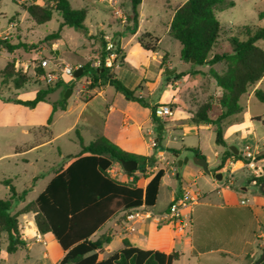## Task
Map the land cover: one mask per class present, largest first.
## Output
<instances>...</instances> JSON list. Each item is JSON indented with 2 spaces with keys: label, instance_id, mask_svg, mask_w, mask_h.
I'll return each mask as SVG.
<instances>
[{
  "label": "crops",
  "instance_id": "crops-1",
  "mask_svg": "<svg viewBox=\"0 0 264 264\" xmlns=\"http://www.w3.org/2000/svg\"><path fill=\"white\" fill-rule=\"evenodd\" d=\"M96 1L109 10L111 14V18L108 20L109 26L112 28L113 25L116 24L118 28L111 33H106L103 31L104 24H97L101 29L98 34H95L85 25L88 29L86 37L89 45H87L88 43L86 45L84 44L82 48L86 50L88 55L91 53L92 56H86L84 60L77 63V66H83L90 62H87V60L92 58L96 53L100 54V58L98 61L91 62L93 67H98L96 64L102 61L101 54L105 49L104 47L110 45L117 46L121 54L113 62L115 77L124 83L126 87L131 90H136L137 96L145 99L144 95H147L149 102L144 100L148 106H142L137 102L130 101L126 99L122 93L111 91L110 88L113 87L109 85H101L100 87L88 90L74 88L72 90V95H74V90H76L77 100L84 104L75 123L68 128L67 131L75 128L81 136V130L82 127H84L86 130L91 131L94 137L100 135L105 136L127 152L147 157L154 156L156 163L154 166L150 167V169L152 171L165 169L166 172L162 182L169 173H174L175 169L178 168L175 167V163L178 164L180 159L184 161L179 172L181 175L185 165L189 163L190 157L195 156L192 152L185 150L186 148H198L205 156L204 158H206L211 172L207 174L201 167L195 164V167L190 169L193 174V178L189 180L190 184H186V186L172 191L171 200L165 211L169 208L173 200L184 191L189 192L197 199L196 203L191 208L183 211L182 220L184 227L182 230H177L175 226L170 224L159 225L154 219H143L136 221L134 223L135 230L130 231L127 229L125 222V212H120L108 220L93 236L97 238L107 231L112 233V242L103 250V253L100 254V259L108 258L113 253L120 250L123 247V240L127 239L134 246L144 250L177 254L179 258L174 264H231V262H234V264H252V261L262 254V249L264 248V191L261 187L262 184L258 186L255 182V179L260 177L253 176L251 171L245 167L244 162L240 160L243 152L237 147V143L242 146H247L249 143L248 139L250 140L252 136H249L247 140L243 139L238 133L243 126L237 123V119H230L232 122L227 125L228 127L226 126L224 131L226 147L222 146L223 150L220 153L216 152L215 155L217 160L214 162H211L205 155L200 142L198 147L177 143L175 138L176 135H186L193 132L198 134L200 138V134L204 129L214 132L211 125H198L190 121L197 105L188 95V93L191 92L190 90H193L194 87L197 86L194 83L198 82V77L209 79L210 86H215L214 80L207 75L209 66L191 67L183 62L181 57H179L178 62H174L169 52H161L160 43L162 38L158 36L156 32L157 28H150V26L147 25L152 15L145 11L144 0H142V4L139 7V25L135 34H131L127 30L128 23L126 12L130 10L128 0ZM127 1L128 4H126ZM35 3L39 4L37 2ZM183 3H179L175 7H172L170 1L165 0V4H162L163 6H157V12L161 18L160 21L164 23L165 36H170L169 28L175 14V9ZM116 10H120L121 15L115 14ZM164 12L165 19H163L162 15ZM101 30L102 32H100ZM145 32H150L159 38V49L156 52L147 51L139 45L137 39ZM91 36L95 38L89 41L88 37ZM61 39L53 42V51L57 54L62 53ZM21 43L30 44L32 42L27 41ZM50 51L52 52V50ZM164 56L166 57L164 58ZM33 64L35 66V63ZM19 66H23L24 68L26 66L28 67L26 64L20 65V63ZM215 68L222 71L225 67L224 65H220L215 66ZM21 69L24 71L23 68ZM196 71L200 73L192 76L191 73ZM24 72H28V70ZM181 72H186L187 75L180 80H175L174 75ZM190 80L192 82H190ZM261 81L252 88L251 93L254 94L256 89H260L259 86L262 83ZM80 82H84L86 85H90L91 83L88 78L84 77L76 81L74 85ZM37 91L38 90H35L31 93V97L33 96L32 99L35 98ZM81 92H83L82 95ZM202 92L205 95L207 90L203 89ZM220 93L221 90L217 88V94L219 95ZM16 95V99H21V94L17 93ZM44 103H40L34 109L41 107ZM0 104L16 106L17 108L11 109L12 113L16 115L23 112L21 107L24 106L6 103L1 99ZM165 104H175L179 106L171 108L173 112L171 116L165 118L160 117L163 126L160 141L157 135L156 124H154L152 118V108L156 107V109H158ZM90 106V111L86 113V110ZM68 109L69 104L67 110ZM47 112L50 116L52 113V105L47 109ZM54 115L51 125L54 123ZM84 115L85 123L81 127L80 121L83 119ZM256 118L251 117V121H257ZM46 124L47 120L45 125L42 126L43 130L49 131V135L52 137L51 125L48 129H45L44 127ZM154 133H156L155 139H153ZM164 135H167V137H164ZM231 137H234L233 140H231L233 142L232 144L229 143ZM166 138L170 140H167L166 144H162V140ZM153 142L156 143L155 146H153ZM89 143L84 142L85 145ZM40 145L41 144L33 145L31 148H36V146ZM253 147V151H257L261 154L264 165V150L260 149L257 143H254ZM168 149H177L181 150V152L180 154H174L168 151ZM231 149H236L238 151L236 155H239L240 159L230 157L223 162V154L227 150L232 151ZM67 155H65V160ZM186 158H188L187 161L185 160ZM70 163L71 162H68L67 165ZM117 166L119 165L115 164L112 166L117 173L110 175L122 182L132 181L133 177L128 179L125 173L119 172V167ZM167 166H170L169 170ZM227 169L234 171L232 178H229V174L226 171ZM216 174H221L222 178L217 179L215 177ZM53 177L54 175L51 174L50 179L46 182L45 187L37 197L45 190ZM262 177H264V175ZM5 180L7 179L1 180V183L4 184ZM9 180L12 181L11 183L15 187L13 180ZM36 182L33 183L32 180V186L28 188L29 191L30 189L34 191ZM147 183L138 185L145 187ZM5 186L9 191V186ZM25 201L26 198L22 203H25ZM26 204L22 206L19 204V208L21 209ZM155 205L148 206L150 211L154 214L163 213L156 212L154 210ZM20 218L24 219V222H20L22 238L26 242V246L23 250H27L30 254L34 240L44 241L46 245L48 241L53 245L58 244L51 233L41 234L39 232L35 223V214L28 213L20 216L19 219ZM46 237L48 241H45ZM118 237L120 243L113 249L112 246ZM63 256L64 252L62 249L61 252L56 255L44 251L42 257H35L33 264L36 262L40 264H59ZM5 260L7 261V259Z\"/></svg>",
  "mask_w": 264,
  "mask_h": 264
},
{
  "label": "trees",
  "instance_id": "trees-1",
  "mask_svg": "<svg viewBox=\"0 0 264 264\" xmlns=\"http://www.w3.org/2000/svg\"><path fill=\"white\" fill-rule=\"evenodd\" d=\"M25 0H12L28 12L36 24H45L52 20L55 13L61 18L59 29L45 37L46 41L56 42L61 39L64 27L75 28L88 34L85 20L88 16L86 8L75 9L70 0H41L44 5L35 2L25 3ZM130 10L126 12L127 30L135 34L139 25V7L142 0H128ZM225 0H187L175 9V14L169 28V35L181 44L180 57L183 62L191 67L209 66L207 73L214 82L216 88L221 90L218 97H210L193 113L190 121L194 124L211 125L215 132V142L219 146L226 147L224 131L232 122L234 116L242 111L240 100L250 89L255 87L264 77V49L258 42L264 40V27L245 26L244 32L237 37L230 38V51L215 52L223 27L217 17V8ZM233 5L230 3L229 6ZM259 18L264 19V11L259 13ZM95 37H88L92 40ZM97 38V37H96ZM99 38V37H98ZM139 45L150 52L159 49V38L150 32L141 34L137 39ZM28 45L19 43L12 44L9 40L0 39V49L14 54L15 50ZM105 46L101 54L104 61L111 52ZM113 50L120 56L119 47L113 45ZM166 56H164L165 58ZM193 61V62H191ZM34 66V76L40 78L45 70ZM222 64L224 70L219 71L215 66ZM83 73L80 78H88L89 89L101 85L112 86L116 91L122 93L126 99L137 102L142 106H148L144 99L136 95V90L126 87L115 77L114 65L106 66L101 64L93 67L92 62L82 66ZM199 71L191 75L199 74ZM0 75L5 82L14 83L15 89L20 90L32 81L31 75L24 72L19 63L11 60L7 63ZM187 75L186 72L176 73L175 80H180ZM65 86V90L74 89V83H65L62 80L56 81L54 85H47L39 89L34 99L21 100L16 98L3 99L6 103H13L34 109L40 103L47 102L49 96L56 89ZM256 98L264 103V90L254 91ZM171 108L179 105L169 104ZM67 100L52 104V113L47 119L48 127L53 122V115L56 111H66ZM218 108V114L215 111ZM152 118L156 124L159 140L163 126L160 117L157 115L156 107L152 108ZM257 121L264 126V116L257 117ZM76 135L81 146L77 155H67L64 165L54 171V177L45 190L33 201L13 213L16 201L25 200L29 189L19 193L12 185V181L5 180L4 184L9 186V196L0 199V232L7 235L6 253L14 254L26 246L22 238V231L19 217L28 213L35 214V223L41 234L51 233L64 256L59 264H174L178 260L175 253L166 254L161 251L144 250L134 246L129 240H123V247L105 259H100V254L112 242V233L107 231L97 238L94 234L99 231L108 220L120 212H128L142 205L154 206L158 199L165 169L158 170L145 187L138 185L136 172L145 173L148 168L156 163L154 156L127 152L105 136H98L89 144L85 145L79 132ZM197 157H205L198 148H186ZM174 154H180L181 150L168 149ZM230 157L240 159L239 155L227 150L222 157L223 162ZM122 160H135L138 169L133 172H125L128 179L132 181L122 182L113 178L108 170L113 165H120ZM68 162H71L67 165ZM175 167L178 164L175 163ZM124 170V169H123ZM40 177L33 179L35 183ZM180 173L177 179H180ZM264 177L255 179L259 186L263 183ZM264 248L262 249V251ZM261 256V255H260ZM254 259V264L259 258ZM264 263V260L261 264ZM1 264V257H0Z\"/></svg>",
  "mask_w": 264,
  "mask_h": 264
},
{
  "label": "rangeland",
  "instance_id": "rangeland-1",
  "mask_svg": "<svg viewBox=\"0 0 264 264\" xmlns=\"http://www.w3.org/2000/svg\"><path fill=\"white\" fill-rule=\"evenodd\" d=\"M169 1L172 7H175L177 4L183 3L186 0ZM24 2L44 4L41 0H25ZM70 2L75 9L87 8L89 10L85 25L93 33L98 34L101 29L97 24H104L103 31L106 33H111L118 28L116 24L113 25L112 28L109 26L108 20L111 18V14L106 7L100 5L96 0H70ZM144 2L145 11L152 15L147 25L150 26V28H157V34L162 38L160 43L161 52H169L173 61L178 62L181 44L172 37L164 35V23L160 21L161 18L157 12V6H163L162 4H165V0H144ZM230 3H233V5L229 6ZM126 4H128V1ZM167 11L170 12L169 10ZM262 11H264V0H225L223 4L218 6L217 17L223 27V32L215 52L230 51V38L242 34L245 26L264 27V19L261 20L259 18V13ZM162 15L163 19H165V12ZM61 22L62 18L55 13L51 21L45 24H36L29 13L24 11L18 4L13 3L12 0H0V39L9 40L14 45L21 42H32L30 44L26 43L28 49L21 47L17 49L14 54L0 49V70H3L9 61L15 60L20 63V65H28V74L31 75L33 81L27 84L23 90H16L14 83L10 81L5 82L0 75V96L2 98H16V94L18 93L21 94V99L29 100L33 98V96L31 97L32 92L45 88L47 83L41 78L34 76L33 63H37V61L41 59L48 58L52 61V64L66 63L75 67L77 63L84 60L86 56H92L91 53L88 55L86 50L82 48L84 44L86 45L88 43L87 45H89L86 35L82 31L71 27H65L62 32V39L60 41L62 53L57 54L53 51L54 46L52 41H46L45 37L57 31ZM100 32H102V30ZM258 45L264 49V40L259 41ZM50 50H52V52ZM99 58L100 54L95 53L87 62L98 61ZM220 65L222 64L217 66ZM20 68H23V66H20ZM190 82L192 81L190 80ZM261 82L259 88L264 90V77ZM194 84L197 86H195L193 90H190L191 92H189L188 95L197 105L196 109L204 102L210 100V97H218L217 88L215 86H210L209 79L198 77V82ZM74 88H80L82 90L89 89L84 82L76 84ZM110 89L113 92L116 91L114 88ZM203 89L207 90L205 95L202 92ZM251 90L252 89L241 98L240 105L242 111L233 118L237 119V123L243 126L241 130L238 131L243 139L247 140L249 136H252L250 140L248 139L249 143L247 146H249L251 150H254V143H257L259 148L264 150V126L259 121H251V117L256 118L264 116V103L260 102L256 96L251 93ZM82 93L83 92H81V95ZM65 95V86H61L55 90L49 97V100L41 107L37 109L21 107L23 112L17 115L11 111V109L17 108L16 106L0 104V199L6 198L9 194L8 189L1 183V180H13V184L17 191L22 192L32 186L33 178L36 176H44L37 180L34 191L30 189L25 203L16 201L13 213L20 210L19 204L22 206L37 197L45 187L46 182L50 179L51 174H54V170L64 165L65 155L77 154L81 150L76 135V129L67 130L75 123L84 103L77 100L76 90H74V95L71 94L67 99ZM144 98V100L149 102L147 95H144ZM63 99L68 101L69 109L67 111H58L55 113L54 123L50 126L53 134L51 137L49 131L43 130L42 127L49 117L47 109H49L53 103L58 104ZM90 109L91 106L86 110V113L89 112ZM214 114L215 116L218 114V108ZM84 123L85 115L80 121L81 127ZM200 135L199 138L198 134L192 132L186 135H176L175 138L177 143L193 147H198L200 142L205 155L210 161H216L217 158L215 154L216 152L220 153L223 147L215 144V133L204 129ZM81 136L85 143H89L96 138L91 131L86 130L84 127H82ZM153 136V139H155L156 133H154ZM164 137H167V135H164ZM233 138L234 137H231L229 139V143H233L231 141ZM167 140L170 139H163L162 144H166ZM39 144L41 145L36 146V148H31L33 145ZM237 147L242 152L245 151V146L237 143ZM187 159L188 158L185 160ZM117 167H119V172L125 173L122 166L119 165ZM194 167L195 163L192 156L190 157L189 163L185 165L180 179H177L176 176L177 168L174 173H169L164 178L154 207L156 212L165 211L171 200L173 190L180 189L186 186V184H190L189 180L193 178L190 169ZM169 168L170 166H167L168 170ZM156 171L157 170L152 171L148 168L145 173L136 172L135 176L138 178L137 183L144 185L149 182ZM115 173H117V171ZM19 220L20 222H24V219L20 218ZM47 239L46 237L45 241H48ZM33 242L34 244L31 247L30 254L27 250L23 249L18 250L14 254H7V235L0 232L1 264H33L35 257H42L44 251L51 252L53 255L61 252L59 245H53L50 241L47 242V245L44 241L34 240ZM119 243L118 237L112 246L113 249H115ZM5 259H7V261ZM35 264L40 263L36 262ZM231 264H234V262H231Z\"/></svg>",
  "mask_w": 264,
  "mask_h": 264
},
{
  "label": "built area",
  "instance_id": "built-area-1",
  "mask_svg": "<svg viewBox=\"0 0 264 264\" xmlns=\"http://www.w3.org/2000/svg\"><path fill=\"white\" fill-rule=\"evenodd\" d=\"M115 14L121 15L120 10H116ZM111 52L106 56L105 60L98 62L96 65L100 66L101 64H105L106 66H112L114 60L117 59L118 55L113 50V46L110 45L107 47ZM53 65V67H52ZM46 72L41 76V79L47 83V85H54L56 81L62 80L65 83H75L77 78L74 76V73L77 69L82 66L72 67L69 64H52V61L48 58L41 59L39 65ZM24 71L28 70V67H23ZM157 114L159 117H168L173 114L172 109L169 105L165 104L160 106L157 109ZM153 146L156 145L155 142L152 143ZM245 167H247L253 176L262 177L264 175V165L261 154L257 151H253L249 146H245V151L241 154V159ZM229 174V178L233 177L234 171L231 169L226 170ZM108 172L110 174H116L114 169L111 167ZM197 199L193 197L189 192H182L180 196L175 198L169 208L160 214H154L150 211L149 207L146 205H142L138 208L132 209L125 213V222L127 225V229L130 231L135 230L134 223L138 220L143 219H154L159 225H173L177 230H182L184 227L183 223V211L185 209L191 208ZM264 264V263H263Z\"/></svg>",
  "mask_w": 264,
  "mask_h": 264
},
{
  "label": "water",
  "instance_id": "water-1",
  "mask_svg": "<svg viewBox=\"0 0 264 264\" xmlns=\"http://www.w3.org/2000/svg\"><path fill=\"white\" fill-rule=\"evenodd\" d=\"M191 62H193V61H191ZM82 73H83V69L79 68V69H77L75 71L74 76L78 79V78H80L82 76ZM71 94H72V90L68 89L66 91V95H65L66 99L69 98ZM231 150L235 154L238 153V151L236 149H231ZM193 160H194V163L197 166L201 167L207 174L211 173L206 158L194 156ZM183 162H184L183 160H179L178 161V168H177V171H176V176H178V174L180 172V169H181V167L183 165ZM121 166L124 169V171H126V172H133V171H136L138 169V163L135 160H122L121 161ZM215 177L217 179H221L222 175L221 174H216ZM261 187H262V189L264 191V181H263ZM263 260H264V250H263L260 258L254 264H261L263 262Z\"/></svg>",
  "mask_w": 264,
  "mask_h": 264
}]
</instances>
